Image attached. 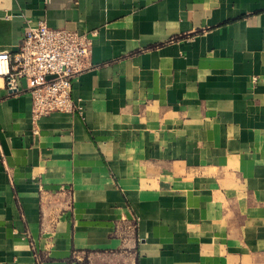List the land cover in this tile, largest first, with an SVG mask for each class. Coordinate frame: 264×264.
Returning a JSON list of instances; mask_svg holds the SVG:
<instances>
[{"label": "crops", "instance_id": "1", "mask_svg": "<svg viewBox=\"0 0 264 264\" xmlns=\"http://www.w3.org/2000/svg\"><path fill=\"white\" fill-rule=\"evenodd\" d=\"M88 34L81 109L0 77V264H264V0H0Z\"/></svg>", "mask_w": 264, "mask_h": 264}, {"label": "built area", "instance_id": "2", "mask_svg": "<svg viewBox=\"0 0 264 264\" xmlns=\"http://www.w3.org/2000/svg\"><path fill=\"white\" fill-rule=\"evenodd\" d=\"M92 49L90 35L41 20L27 27L16 52L0 51V77L11 91H18L20 79L27 81L35 120L55 111H79L73 83L89 68Z\"/></svg>", "mask_w": 264, "mask_h": 264}]
</instances>
